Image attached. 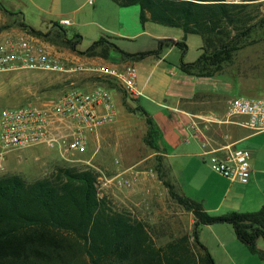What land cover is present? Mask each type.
Returning <instances> with one entry per match:
<instances>
[{"label":"rangeland","instance_id":"obj_1","mask_svg":"<svg viewBox=\"0 0 264 264\" xmlns=\"http://www.w3.org/2000/svg\"><path fill=\"white\" fill-rule=\"evenodd\" d=\"M246 1L252 3L250 5H253L251 6L253 15L264 13V0ZM64 11L65 7L58 5L56 0H0V13L4 18H8L0 27V31H8L13 27L16 31L27 33L17 25L18 21L45 30L51 22L57 20L56 16L48 12L63 13ZM139 15L138 4L119 5L113 0H94L93 4L85 3L84 9L73 20L74 24L64 27L69 35L77 32L81 36L78 44L80 50H85L94 41L105 38L127 53L120 59V63H131L134 66L139 75L138 87L142 88L143 92L141 96L137 98L128 96L115 82L106 80L105 77L98 76L89 69L60 73L16 70L0 72V108L40 102L57 97L73 88L88 89L96 84L111 86L116 120L111 125L101 128L92 137L87 152L76 157L88 159L92 166L100 169L107 177H112L131 166L140 172L131 186L119 188L111 184L104 194L111 210L125 212L131 219L140 220L154 243L160 246L181 236L185 230L189 232L186 234L190 235L192 230L189 229L188 216L178 213L182 207L170 197L167 187L158 176L155 149L144 141L146 122L140 111H135L134 108L139 104L159 127L162 135L165 126L160 118L168 112L160 107L162 104L173 105L176 101L189 96L197 102H206L215 96L224 100L240 95L264 98V85L255 90H246L242 89L235 79L238 73L241 80L244 76L245 82L250 83L251 77L257 79L258 76L259 82L264 84V30L255 29L244 39L245 45L234 52L232 60L225 63L220 71L210 76L194 78L182 73L178 67L180 60L184 62L197 60L203 45L201 35L194 33L185 35L181 28L151 20L142 22ZM66 16L72 18L71 15L66 14ZM88 21L91 23L79 27V24H86L85 22ZM171 35L185 42L186 50L183 53L175 46L173 39L156 37ZM38 39L44 44L46 42L52 44L41 38ZM171 45V51L164 55ZM61 61L69 67L96 66L91 62ZM124 100L133 108L132 111L123 104ZM236 147L242 148L243 145L239 143ZM170 150L168 147L169 152ZM165 159L170 168L168 172L162 161L164 165L162 170L165 174L163 178L170 180L178 193L197 201L204 198L203 203L206 208L216 205L223 194V188L219 176L207 161L201 162L200 158H197L200 162L195 158H182L178 154L168 155ZM201 163L205 167L200 166ZM56 165L79 166V163L63 160L56 147L33 145L14 148L6 153L0 168V176L17 174L27 182H32L48 175ZM206 211L211 215L224 212L210 209ZM218 224L220 222L213 223L211 224L213 226L207 228L198 226L196 232L199 244L213 259L216 258L220 264H226L228 261L223 246L217 242L218 235L220 244L226 245L237 263H264L257 253L251 252L240 241L235 240L237 244L231 245L227 241L226 234L217 231L215 225ZM227 225L232 227L230 224ZM190 243L196 252L200 251L201 248L194 244L191 237ZM255 246L258 250L264 251V240L258 238Z\"/></svg>","mask_w":264,"mask_h":264},{"label":"trees","instance_id":"obj_2","mask_svg":"<svg viewBox=\"0 0 264 264\" xmlns=\"http://www.w3.org/2000/svg\"><path fill=\"white\" fill-rule=\"evenodd\" d=\"M113 1L119 5L138 4L142 22L151 20L181 28L185 35H201L203 45L197 60H180L178 68L189 75L217 73L245 45L244 39L255 29L264 30V13L253 15V5L246 0ZM17 25L36 38L78 55L108 58L111 51L117 52L120 59L127 55L105 38L80 50L81 36L69 35L56 21L45 30L21 21ZM175 46L182 53L186 50L182 40L175 41ZM134 109L146 122L144 141L155 149L158 176L170 197L194 217L190 235L185 233L157 246L140 220L111 210L107 197L98 195L93 169L56 165L48 175L32 182L17 174L0 176V264H215L199 244L196 232L200 225L219 222L230 224L236 238L264 260V251L255 246L258 238L264 240V208L211 215L200 201L178 193L171 181L163 178L159 127L139 104ZM190 237L202 250L196 252Z\"/></svg>","mask_w":264,"mask_h":264},{"label":"built area","instance_id":"obj_3","mask_svg":"<svg viewBox=\"0 0 264 264\" xmlns=\"http://www.w3.org/2000/svg\"><path fill=\"white\" fill-rule=\"evenodd\" d=\"M70 19H62L69 25ZM93 70L115 82L128 96L138 97L136 70L131 63L120 67L96 65L83 68L81 65L66 66L38 38L22 31L0 32V72L16 70H40L45 72H73ZM226 117L240 116L242 124L252 131H264V98L233 96L226 102ZM116 120L115 104L110 89L96 84L88 89L73 88L54 98L30 102L15 107L0 108V168L6 153L14 148L33 145L56 147L63 160L89 167L96 174V188L100 197L113 184L119 188L131 186L140 173L134 166L112 177L92 166L89 160L76 157L87 152L92 137L103 127ZM197 125L192 122V128ZM202 155L208 156L211 168L230 181L247 183L250 177V151L245 148H209V141L201 131ZM135 169V170H134ZM129 175H128V174Z\"/></svg>","mask_w":264,"mask_h":264},{"label":"crops","instance_id":"obj_4","mask_svg":"<svg viewBox=\"0 0 264 264\" xmlns=\"http://www.w3.org/2000/svg\"><path fill=\"white\" fill-rule=\"evenodd\" d=\"M21 1V0H19ZM57 4L65 7V11L62 12H48L52 16H56L59 24H61L62 19L68 18L67 15H71V23L66 26H70L74 24V19L78 17L79 13L84 9L85 3L93 4L94 0H56ZM65 13V14H64ZM3 14L0 13V27L8 20V18H4ZM147 15V14H146ZM148 16V15H147ZM12 21V20H11ZM14 21V20H13ZM86 24H79V27L86 26L91 21L85 22ZM62 25V24H61ZM7 31V30H1ZM0 31V32H1ZM8 31H16V28H11ZM77 33V32H76ZM78 34V33H77ZM156 37H164L165 39H173V41L177 40L176 36H156ZM49 50L56 54L61 60H68L71 62H91L96 65H105V66H116L120 67L125 64V62L120 63L119 54L115 51H111L108 58H103L100 56L88 57L85 55H78L69 49L63 48L61 46H57L54 44L45 43ZM174 46V45H173ZM172 45L167 49L168 53L171 51ZM113 52V53H112ZM163 55V56H164ZM120 63V66H118ZM184 73V72H182ZM187 75L186 73H184ZM138 74L136 73V89L139 91L140 95H142V88L138 87ZM190 76V75H189ZM194 76L197 78L199 76ZM243 80L240 79L238 73L235 75L236 81L239 82V85L242 89L246 90H255L264 84L259 82L260 79L257 76V79L253 76L251 77V82L246 83L244 76ZM142 80V79H141ZM181 80V79H180ZM254 80V81H253ZM143 85V84H142ZM143 87V86H142ZM137 98V97H136ZM196 99V98H195ZM211 99V100H210ZM229 99V98H228ZM219 96H215L213 98H209V101L206 102H197L193 100L192 97H186L176 101L173 105L162 104L160 107H163L168 112L166 113L168 117L162 115L160 118L165 126V131L161 135V149L163 162L165 166L168 168L169 172V163H167V159H165L168 155H176L178 154L182 158H195L199 161L200 158L202 161H207L208 156L202 155L201 141L202 136H197L195 130L201 131L203 136L209 141V148H222L225 146H229L231 148H237L236 145L241 143L243 145L242 148L248 149L250 151V177L247 183H242L240 181H230L229 179L221 176L219 173L216 174L219 176V181L222 184L223 194L220 199L216 202V205L212 208H206L204 206V198H201L200 201L203 203L205 210L211 211H224L222 213H226L229 211H255L260 208H264V131L255 132L247 128L242 124L243 118L240 116H232L226 117L225 108L227 100ZM168 118V119H167ZM196 122L194 128L190 127L192 122ZM168 147H170V151H168ZM241 148V147H238ZM224 148L220 149L219 154L224 153ZM200 162V161H199ZM202 167H205L203 163H201ZM210 166V165H209ZM225 196V197H224ZM224 209V210H222ZM179 214H186L189 218V229L193 226L194 217L191 212L180 209ZM208 226L213 225H200L201 228H207ZM217 231L226 234L227 241L230 242L231 245H236L235 240H238L234 234L232 227H229L226 223H220L215 225ZM212 228V227H211ZM188 229V230H189ZM213 231V230H212ZM189 233L186 230L182 233ZM223 246V252L226 254L228 261L226 264H242L237 263L233 257L231 256L229 250L226 248V245ZM239 241V240H238ZM208 243V242H207ZM206 245L209 247V244ZM208 250V249H207ZM213 259V258H212ZM216 259V258H214ZM213 259V260H214ZM215 264H220L218 260H214ZM264 262V261H262ZM264 264V263H262Z\"/></svg>","mask_w":264,"mask_h":264}]
</instances>
